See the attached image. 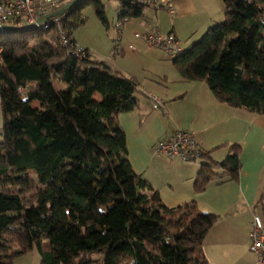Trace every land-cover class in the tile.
<instances>
[{
	"label": "trees",
	"instance_id": "trees-1",
	"mask_svg": "<svg viewBox=\"0 0 264 264\" xmlns=\"http://www.w3.org/2000/svg\"><path fill=\"white\" fill-rule=\"evenodd\" d=\"M222 2L224 21L173 65L219 103L264 115V0ZM90 3L108 25L100 0ZM81 4L68 34L84 23ZM145 9L121 0L118 22ZM0 48V264L33 251L43 264H209L203 245L219 217L196 202L168 208L129 160L119 116L138 107V82L89 50L72 54L56 28L0 31ZM240 152L222 163L196 152L205 160L196 192L236 179Z\"/></svg>",
	"mask_w": 264,
	"mask_h": 264
},
{
	"label": "crops",
	"instance_id": "crops-1",
	"mask_svg": "<svg viewBox=\"0 0 264 264\" xmlns=\"http://www.w3.org/2000/svg\"><path fill=\"white\" fill-rule=\"evenodd\" d=\"M158 1L173 6V13L168 12L172 16L168 26L146 23L145 9L141 18L134 19L144 34L135 33V36L146 40L148 31L160 29L162 35L174 34L184 43L222 21L223 9L218 0ZM163 10L166 9L156 12L158 18L164 16ZM147 52L159 60L153 61L152 71L142 75L124 72L107 60L98 59L139 84L138 107L119 116L134 171L159 192L168 208L196 202L202 212L219 217L203 245L209 264H256V256L250 251L249 233L255 214L264 219V115L219 103L205 83L183 80L171 55L154 49ZM151 96L162 101L161 109L153 108ZM3 124L0 101V131ZM180 130L194 135L197 154H209L216 163H222L233 146H239L238 177L211 181L203 192L197 193L195 183L205 160L196 156L190 162H182L152 153L158 141L167 140ZM14 264L43 263L40 254L33 251Z\"/></svg>",
	"mask_w": 264,
	"mask_h": 264
},
{
	"label": "built area",
	"instance_id": "built-area-1",
	"mask_svg": "<svg viewBox=\"0 0 264 264\" xmlns=\"http://www.w3.org/2000/svg\"><path fill=\"white\" fill-rule=\"evenodd\" d=\"M71 0H0V25L17 24L19 27H25L35 24L41 17L54 13L65 7ZM121 1V0H119ZM126 1V0H122ZM144 7H152L156 11L166 9L173 13L171 5H164L155 1L131 0ZM69 13L54 17L37 25L35 30L46 31L50 28H56L60 37L61 45L73 51L72 54H84V49L76 43H72L74 34H68L64 24L68 20ZM123 22H117L115 27L119 36L115 40L114 53L122 52L121 41L123 34ZM146 42L149 46L161 49L172 57L180 55L184 50L180 46L179 40L174 34L163 36L160 31H148L145 35ZM132 48V47H131ZM3 50L0 48V58ZM151 102L154 109L162 108V101L151 96ZM197 142L194 135L188 131H178L173 137L167 140L158 141L152 147V153L159 158L179 159L182 162H190L195 158L197 152ZM250 251L256 256V264H264V219L262 216L255 214L251 223L249 233Z\"/></svg>",
	"mask_w": 264,
	"mask_h": 264
},
{
	"label": "rangeland",
	"instance_id": "rangeland-1",
	"mask_svg": "<svg viewBox=\"0 0 264 264\" xmlns=\"http://www.w3.org/2000/svg\"><path fill=\"white\" fill-rule=\"evenodd\" d=\"M145 1L147 2L155 1L157 3H160V1L158 0H145ZM100 2L104 8V14L108 25L105 24L98 17L95 7L90 3V0H84L80 2V4L81 3L82 4L80 5V8L77 10V12L80 13L81 18L84 20V23L78 25L77 28H75L74 30V38L78 43V45H80L84 49V52L85 50H89V52L93 55V57L94 58L96 57L95 59L103 58L108 62H110L111 66L117 67L118 69L123 70L124 72L132 71L138 73L139 75H142L143 72L146 73V71H152L153 70L152 65H154L153 61L159 60V58L157 56L156 57L150 56L152 55V53L151 52L146 53V51L148 49H154V51L157 53H159L160 51L166 54V52L162 51L161 49L149 46L146 40H144V38H142L140 35L135 36V33H140V34H144V33L142 32L141 28L137 26L135 20L131 19L125 21L123 26L124 35L122 34V41H121L122 52H120L119 54H115L114 53L115 40H117L119 36L118 30L116 29L115 25L119 21L120 1L100 0ZM218 2L220 4L221 9H223L222 11L223 16H221V20H222L221 22H223L225 19L224 4L222 0H218ZM167 5L172 6V4H167ZM165 11L163 10L162 12V15L164 16L158 18V15L156 14V12L158 11H156L152 7H147L145 10L146 23L152 24L153 22H155L157 25L159 23L160 26L161 24L168 26V21L171 20L172 16L169 15L168 11L166 12ZM151 31L155 32L157 30H151ZM206 32L207 31H205V33ZM205 33L194 35L193 39L185 41L184 43L181 41L180 42L181 48L183 50H187L195 42H198ZM163 36H167V35L163 34ZM157 53H155V55H158ZM58 87H60V85ZM94 259L98 260L99 256H95Z\"/></svg>",
	"mask_w": 264,
	"mask_h": 264
},
{
	"label": "water",
	"instance_id": "water-1",
	"mask_svg": "<svg viewBox=\"0 0 264 264\" xmlns=\"http://www.w3.org/2000/svg\"><path fill=\"white\" fill-rule=\"evenodd\" d=\"M84 0H71L65 7L55 11L52 14H49L47 16L41 17L38 19V21L35 24L25 26V27H17V26H12V25H0V31L7 33V32H28V31H33L37 27V25H41L44 22L48 21L51 18L61 16L65 13H70L74 8H76L80 2Z\"/></svg>",
	"mask_w": 264,
	"mask_h": 264
}]
</instances>
